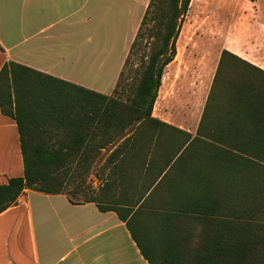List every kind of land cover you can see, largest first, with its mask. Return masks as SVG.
Listing matches in <instances>:
<instances>
[{
  "label": "trees",
  "instance_id": "trees-1",
  "mask_svg": "<svg viewBox=\"0 0 264 264\" xmlns=\"http://www.w3.org/2000/svg\"><path fill=\"white\" fill-rule=\"evenodd\" d=\"M190 1H148L110 95L14 61L3 64L0 110L17 124L23 175L0 184V212L25 189L65 193L76 202L95 198L92 189H79L82 182L75 193L64 188L73 178L68 170L85 178L98 156L73 153L74 146L88 128L110 134V141L131 131L118 148L132 149L123 157L143 162L148 154L135 156L137 150H151L144 174L152 179L139 197L145 199L98 208L118 212L150 263L264 264V69L222 49L194 134L153 116ZM154 195L159 201L149 202ZM144 209L150 217L139 227L160 232L165 256L150 248L151 257L133 232ZM194 226L199 247L179 251L180 240H191L180 229Z\"/></svg>",
  "mask_w": 264,
  "mask_h": 264
},
{
  "label": "crops",
  "instance_id": "crops-1",
  "mask_svg": "<svg viewBox=\"0 0 264 264\" xmlns=\"http://www.w3.org/2000/svg\"><path fill=\"white\" fill-rule=\"evenodd\" d=\"M141 18L138 0H0V69L6 61H14L110 95ZM127 21H131L130 33L115 62L111 28ZM86 131L73 153L98 154L91 166L98 167L92 188L95 198L76 202L65 193L25 189L15 204L0 212V264H151L118 212L98 208V204L127 208L145 199L139 197L152 179L144 174L151 169V150H137L135 156L148 154L144 162L124 158L132 149L118 146L131 131L114 141L108 133H94L93 127ZM22 175L17 124L0 110V184ZM156 197L149 202L159 201ZM149 217L144 209L133 221L140 226ZM142 231L154 252L167 255L168 250L158 244L160 232ZM199 231V226L180 229L191 240H180L178 250L198 248V238L192 236Z\"/></svg>",
  "mask_w": 264,
  "mask_h": 264
},
{
  "label": "rangeland",
  "instance_id": "rangeland-1",
  "mask_svg": "<svg viewBox=\"0 0 264 264\" xmlns=\"http://www.w3.org/2000/svg\"><path fill=\"white\" fill-rule=\"evenodd\" d=\"M149 0H138L142 15ZM264 0H191L176 41V55L165 67L153 115L195 133L222 49H227L264 69ZM131 21L112 27L111 53L117 61L130 33ZM138 61L135 60V64ZM97 166L84 176L68 170L72 181L64 188L74 192L92 189ZM84 178V179H82ZM75 193V192H74ZM84 198L79 191L77 198ZM132 229L151 257L139 224ZM193 239L198 236H192Z\"/></svg>",
  "mask_w": 264,
  "mask_h": 264
}]
</instances>
